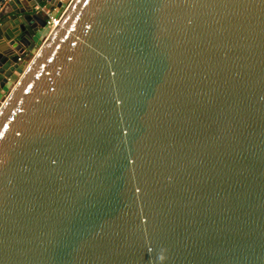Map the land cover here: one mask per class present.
<instances>
[{"label":"water","instance_id":"water-1","mask_svg":"<svg viewBox=\"0 0 264 264\" xmlns=\"http://www.w3.org/2000/svg\"><path fill=\"white\" fill-rule=\"evenodd\" d=\"M36 5L0 0V264H264V0H70L24 64Z\"/></svg>","mask_w":264,"mask_h":264},{"label":"built area","instance_id":"built-area-1","mask_svg":"<svg viewBox=\"0 0 264 264\" xmlns=\"http://www.w3.org/2000/svg\"><path fill=\"white\" fill-rule=\"evenodd\" d=\"M7 1L9 0H3V2H7ZM69 1L66 4L64 3V5L60 9H56L57 11L55 13H54L55 10L50 12L44 6L36 5L34 7L36 12L43 13V15L45 16V22H46L45 29L47 31V33L45 34V38L53 31V29L55 28V26L57 25L63 14L65 13ZM29 62L30 61H28L27 64Z\"/></svg>","mask_w":264,"mask_h":264},{"label":"crops","instance_id":"crops-1","mask_svg":"<svg viewBox=\"0 0 264 264\" xmlns=\"http://www.w3.org/2000/svg\"><path fill=\"white\" fill-rule=\"evenodd\" d=\"M69 0H67L66 2H64L65 4L68 2ZM57 10L54 11V13L56 12ZM45 34H42V36L39 37V40L38 39H35V44L31 45L30 48L27 50V52H25L24 56H23V60H24V64H26L28 61L31 60V58L33 57V55L35 54V52L38 50L39 46L41 45L42 41L44 40Z\"/></svg>","mask_w":264,"mask_h":264},{"label":"rangeland","instance_id":"rangeland-1","mask_svg":"<svg viewBox=\"0 0 264 264\" xmlns=\"http://www.w3.org/2000/svg\"><path fill=\"white\" fill-rule=\"evenodd\" d=\"M62 1L66 2L67 0H62ZM46 33H47V31H46V29H44L43 34H46ZM44 36H45V35H44ZM37 39H38V41H40L39 38H37ZM34 44H35V43H34ZM34 44H33V45H34ZM19 69L22 70V69H23V66H21Z\"/></svg>","mask_w":264,"mask_h":264}]
</instances>
